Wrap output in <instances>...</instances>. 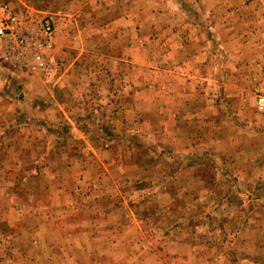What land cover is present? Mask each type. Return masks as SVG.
Here are the masks:
<instances>
[{"label":"rangeland","instance_id":"obj_1","mask_svg":"<svg viewBox=\"0 0 264 264\" xmlns=\"http://www.w3.org/2000/svg\"><path fill=\"white\" fill-rule=\"evenodd\" d=\"M0 3L58 65L0 83V264H264V0Z\"/></svg>","mask_w":264,"mask_h":264},{"label":"built area","instance_id":"obj_2","mask_svg":"<svg viewBox=\"0 0 264 264\" xmlns=\"http://www.w3.org/2000/svg\"><path fill=\"white\" fill-rule=\"evenodd\" d=\"M56 30L51 17L29 12L20 15L8 4L0 3L1 58L26 75H54L58 66L53 58ZM256 105L264 109L263 88L257 90Z\"/></svg>","mask_w":264,"mask_h":264},{"label":"crops","instance_id":"obj_3","mask_svg":"<svg viewBox=\"0 0 264 264\" xmlns=\"http://www.w3.org/2000/svg\"><path fill=\"white\" fill-rule=\"evenodd\" d=\"M1 48H0V83L11 82L12 77H23V72L19 71L12 65L4 62L1 58ZM1 91H6V89H0Z\"/></svg>","mask_w":264,"mask_h":264}]
</instances>
